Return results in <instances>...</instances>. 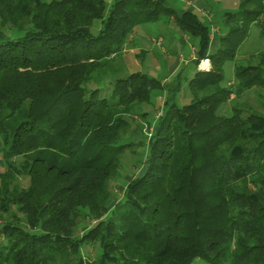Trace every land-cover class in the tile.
Listing matches in <instances>:
<instances>
[{
    "label": "trees",
    "instance_id": "1",
    "mask_svg": "<svg viewBox=\"0 0 264 264\" xmlns=\"http://www.w3.org/2000/svg\"><path fill=\"white\" fill-rule=\"evenodd\" d=\"M106 8L0 0V264H264V114L236 105L264 90V52L235 63L233 85L224 76L251 36L264 43V0L222 14L214 50L211 25L170 0ZM149 24L198 41L189 76L160 80L119 62Z\"/></svg>",
    "mask_w": 264,
    "mask_h": 264
},
{
    "label": "rangeland",
    "instance_id": "2",
    "mask_svg": "<svg viewBox=\"0 0 264 264\" xmlns=\"http://www.w3.org/2000/svg\"><path fill=\"white\" fill-rule=\"evenodd\" d=\"M114 0H105L107 8L105 13L107 14L113 4ZM172 4H174L177 8H190L195 10L196 13L199 14L201 20L211 25V33H212V43L211 46L215 49V47L219 44V37L222 35L221 25L219 23L220 16L226 12H234L237 10L240 0H170ZM100 21H96L93 27V30L97 32L100 28ZM162 28H160L161 30ZM172 32L161 33L159 32L155 26L149 24L140 28L136 34L131 37L130 44L126 51L124 52L123 57L119 62L124 65L129 72L134 71H143L151 76H154L160 80H163L169 77L170 67L175 62L179 61V68L181 70H185L187 67V71L183 73L184 75L189 76L187 73L190 68H193L192 65H189V59L185 55V58L181 60L183 57H178L180 53L185 54L186 48H190L194 45L197 48L198 41L194 38H191L189 35L182 33L178 27L172 25L170 27ZM163 30V29H162ZM252 35H255L253 32ZM191 49V48H190ZM193 51V49H192ZM264 52V43L258 42L256 37L251 36L249 42L246 44L244 51L238 56L236 61L228 60L225 63L224 67V76L225 83L230 82L231 85L236 83L235 80V63L240 62L243 63L249 60V55H254L252 59V63H258L260 59V55ZM189 65V66H187ZM178 67V66H177ZM176 68V69H179ZM199 70H209V61L204 60L198 66ZM175 70V67L171 68V73ZM179 72V71H178ZM176 74V72H175ZM191 76V75H190ZM174 78V77H173ZM172 78V79H173ZM186 78V77H185ZM189 78V77H188ZM171 79V80H172ZM165 96V97H164ZM154 102L159 106L163 104L166 95L164 91L156 90L153 92ZM234 98V95L232 96ZM238 99H233L228 103L227 107L223 110L225 114L231 113V107L233 103ZM190 102L189 91L186 85H184L181 95L179 97V103L181 105L188 104ZM237 107L245 108L247 106H251L254 109L264 114V90L254 89L253 92H249L245 94L238 102H236ZM160 109L156 110L153 116L158 114ZM152 116V117H153ZM156 117V116H155ZM138 119V118H137ZM143 131L142 133H148L151 135V131L148 129V125L145 123L142 124ZM141 131L135 129L132 131V135L140 136ZM1 146V141H0ZM140 151V150H139ZM141 158L136 156V159L132 156L125 161V165L127 166V171H124L126 174V180H130L131 177L138 173L139 168L136 166L138 164V159ZM0 162H1V149H0ZM135 165V166H134ZM26 185V182L23 183ZM112 191L114 195L115 202L118 201L124 192V186L120 183H112ZM86 222H81V226L85 225ZM2 237L0 236V241ZM89 253L94 256V248L89 247ZM192 264H207L200 259H196Z\"/></svg>",
    "mask_w": 264,
    "mask_h": 264
},
{
    "label": "crops",
    "instance_id": "3",
    "mask_svg": "<svg viewBox=\"0 0 264 264\" xmlns=\"http://www.w3.org/2000/svg\"><path fill=\"white\" fill-rule=\"evenodd\" d=\"M217 47V46H216ZM215 47V48H216ZM191 48V49H190ZM190 48H186V51L184 52L185 54H183V53H180L179 54V56L178 57H183L181 60H183L184 58H185V55L188 57V59L189 60H191V59H194L195 58V53H196V47L194 46V45H192ZM192 49H193V51H192ZM213 50H214V48H213ZM203 62V61H202ZM179 64H180V62L179 61H177V62H175V64H172L171 66L172 67H175V70L171 73V68L172 67H170V69H169V71H170V74H169V77H167V78H165L166 79V81H170L173 77H175L176 76V74L178 73V71H181V69L182 68H179ZM178 66V67H177ZM188 66V65H187ZM209 67H210V61H209ZM176 68H179V69H176ZM175 72H176V74H175Z\"/></svg>",
    "mask_w": 264,
    "mask_h": 264
}]
</instances>
